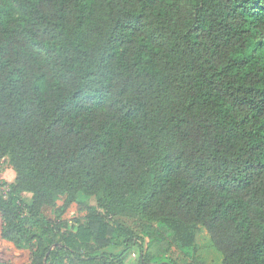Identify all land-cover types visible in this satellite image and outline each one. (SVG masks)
I'll return each instance as SVG.
<instances>
[{
  "label": "trees",
  "instance_id": "1",
  "mask_svg": "<svg viewBox=\"0 0 264 264\" xmlns=\"http://www.w3.org/2000/svg\"><path fill=\"white\" fill-rule=\"evenodd\" d=\"M7 157L1 239L31 264H180L201 227L264 264V0H0ZM103 193L85 223L43 216Z\"/></svg>",
  "mask_w": 264,
  "mask_h": 264
},
{
  "label": "rangeland",
  "instance_id": "2",
  "mask_svg": "<svg viewBox=\"0 0 264 264\" xmlns=\"http://www.w3.org/2000/svg\"><path fill=\"white\" fill-rule=\"evenodd\" d=\"M16 173L7 157L2 160L0 164V194L8 196L11 185L15 182ZM22 200L25 204H31L32 195L22 194ZM106 193L95 196L91 199L85 200L82 195H79V201L73 204L67 212H62L61 208L64 206L66 197H62L57 201L53 207L46 208L43 216L56 224L61 226H76L78 223H85L88 215L87 209L94 207L100 213L103 212L99 206L100 201L107 199ZM122 224L131 226L135 229H141L142 226L150 224L157 227L156 224L137 218H120ZM3 227V220L0 215V262L6 264H31L32 253L29 249H19L13 243L1 239V230ZM170 260L176 261L180 264H222L223 256L214 247L210 235L205 228L201 227L197 237V248L192 256L187 257L184 252L177 247H172L171 252L167 256ZM141 252L138 248H134L125 258V264H139ZM167 259V258H163Z\"/></svg>",
  "mask_w": 264,
  "mask_h": 264
}]
</instances>
